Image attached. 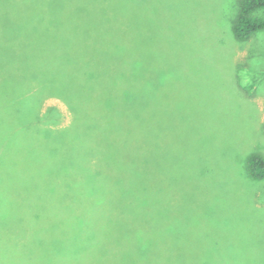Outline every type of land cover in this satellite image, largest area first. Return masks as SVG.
I'll use <instances>...</instances> for the list:
<instances>
[{"label": "trees", "instance_id": "16d2710c", "mask_svg": "<svg viewBox=\"0 0 264 264\" xmlns=\"http://www.w3.org/2000/svg\"><path fill=\"white\" fill-rule=\"evenodd\" d=\"M145 3L0 0V96L7 97L0 125L21 122L12 147L9 134L0 135V230L18 233L15 245L0 246V264H162L152 261L150 244L108 248L93 232L154 230L157 150L153 124L138 108V51L141 38L155 33ZM259 11L264 0L240 3L238 40L264 30ZM48 99L65 106L66 126L58 109H43ZM18 129L30 139L26 149ZM248 171L262 179L264 160L249 158ZM25 180L34 183V199L13 205L10 185L22 194ZM23 230L76 232L66 246L55 240L45 248L34 240L26 247ZM84 230L93 231L79 235ZM118 254L130 261H111Z\"/></svg>", "mask_w": 264, "mask_h": 264}, {"label": "rangeland", "instance_id": "374dc122", "mask_svg": "<svg viewBox=\"0 0 264 264\" xmlns=\"http://www.w3.org/2000/svg\"><path fill=\"white\" fill-rule=\"evenodd\" d=\"M145 1L155 33L141 38L138 51V108L153 124L157 150L154 230L79 235L97 231L104 247L118 250L150 244L156 249L152 261L162 264H264V177L248 171L249 158L264 160V30L236 38L232 29L243 0ZM42 107L58 109L60 126L70 122L60 101L48 99ZM1 120L0 135L9 134L12 147L21 122ZM19 132L26 149L30 139ZM27 181L19 182L27 188L22 194L10 185L13 205L34 199L36 188ZM23 231L26 247L34 240L45 248L55 240L66 246L76 232ZM17 238V230H0V246L15 245ZM127 257L118 254L111 261L128 262Z\"/></svg>", "mask_w": 264, "mask_h": 264}]
</instances>
